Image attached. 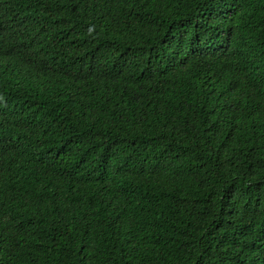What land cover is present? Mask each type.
<instances>
[{"label":"trees","instance_id":"1","mask_svg":"<svg viewBox=\"0 0 264 264\" xmlns=\"http://www.w3.org/2000/svg\"><path fill=\"white\" fill-rule=\"evenodd\" d=\"M0 264H264V0H0Z\"/></svg>","mask_w":264,"mask_h":264},{"label":"clouds","instance_id":"2","mask_svg":"<svg viewBox=\"0 0 264 264\" xmlns=\"http://www.w3.org/2000/svg\"><path fill=\"white\" fill-rule=\"evenodd\" d=\"M0 37H5V34H0Z\"/></svg>","mask_w":264,"mask_h":264}]
</instances>
